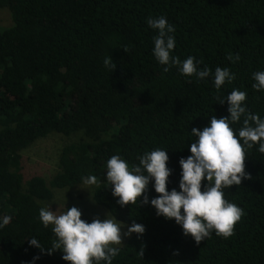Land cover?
Instances as JSON below:
<instances>
[{
    "label": "trees",
    "instance_id": "trees-1",
    "mask_svg": "<svg viewBox=\"0 0 264 264\" xmlns=\"http://www.w3.org/2000/svg\"><path fill=\"white\" fill-rule=\"evenodd\" d=\"M1 7L8 21L0 23V224L5 217L10 222L0 227V264H68L60 250L47 254L56 237L39 210L53 188L93 175L94 201L113 218L146 229L117 246L112 264H264V153L258 144L246 155L251 179L223 189L245 213L227 239L213 231L197 244L174 219L158 216L150 203L158 195L154 181L148 204L122 207L106 175L113 155L138 165L139 156L161 148L170 157L168 190L179 191L180 160L196 140L191 129L202 130L212 115L230 116L227 101L218 98L234 88L245 91L248 111L264 119V90L253 88L254 73L264 71V0H0ZM161 16L175 28L172 55L181 61L194 56L198 69L212 74L184 76L177 66L163 71L167 65L153 52L158 30L147 24ZM229 53L240 59L229 60ZM106 57L115 70L105 66ZM217 67L236 76L219 91ZM242 121L232 124L237 136ZM53 131L81 136L61 146L50 179L32 174L24 180L21 151ZM82 214L89 223L94 219ZM32 238L44 252L30 245Z\"/></svg>",
    "mask_w": 264,
    "mask_h": 264
},
{
    "label": "clouds",
    "instance_id": "clouds-1",
    "mask_svg": "<svg viewBox=\"0 0 264 264\" xmlns=\"http://www.w3.org/2000/svg\"><path fill=\"white\" fill-rule=\"evenodd\" d=\"M147 24L158 30V35L153 38V52L161 65H167L164 72L177 66L184 76L204 79L212 74L210 68L198 69L194 56L181 61L178 56L172 55L176 39L171 33L175 32V28L165 17H149ZM228 59L236 62L240 56L236 54L233 57L229 53ZM104 64L113 70L116 68L111 57H106ZM235 79V74L229 68L215 69L214 85L217 91L226 82L231 83ZM253 79L256 81L253 88L264 90V71L254 73ZM246 99L245 91L232 89L225 99L218 98L220 104L227 101L230 116L217 118L212 115L208 126L202 130L191 129L196 140L190 145L191 155L180 160L182 173L179 191L175 188L168 190L172 175L168 167V151L156 148L145 152L138 157V165H130L120 155L111 156L107 161L106 175L113 196L118 198L117 202L122 207L135 205L138 200L140 204H148L146 193L150 182L154 181L158 195L151 199V205L157 210L158 216L174 219L182 227L185 236H191L197 244L210 237L213 231L225 239L233 236L236 224L245 213L241 207L225 198L223 189L239 186L244 179H251L246 172L248 149L258 144V151L264 153V119L248 111ZM242 117V127L237 136L232 124L241 122ZM84 182L95 185L98 180L93 175L85 178ZM66 209L57 214L58 210L44 207L39 210V218L45 228L52 226L51 230L56 237L52 247L47 249V254L60 250L63 252L62 259L68 264H112L113 258L120 252L117 246L123 244L124 237H130L132 233L143 235L146 230L144 225L133 223L127 232H122L123 223L116 218H109V215L106 219L97 217L89 223L82 219L83 214L79 208L73 206ZM9 222L10 217H5L0 227ZM30 245L45 251L36 238L30 240ZM140 254L143 256V249Z\"/></svg>",
    "mask_w": 264,
    "mask_h": 264
},
{
    "label": "rangeland",
    "instance_id": "rangeland-1",
    "mask_svg": "<svg viewBox=\"0 0 264 264\" xmlns=\"http://www.w3.org/2000/svg\"><path fill=\"white\" fill-rule=\"evenodd\" d=\"M6 7L0 8V23L8 21V12L4 10ZM7 9V8H6ZM76 132V131H75ZM59 134L58 132H50L46 136L38 138L34 143L28 145L21 151V172L23 179L32 174H40L47 180L57 170V158L61 146L70 140L78 139L81 134L75 136ZM95 185H88L82 180L81 182L62 188H53V198L44 202V206L51 208L52 211H57V214L65 212L66 205L70 203L79 208L82 213L92 216L94 219L99 217L101 220L106 219L109 215L108 210L96 203L92 198V191ZM109 218H113L109 215ZM118 220V219H117ZM123 223L122 232H127L130 224L118 220ZM128 236H125L124 240Z\"/></svg>",
    "mask_w": 264,
    "mask_h": 264
}]
</instances>
